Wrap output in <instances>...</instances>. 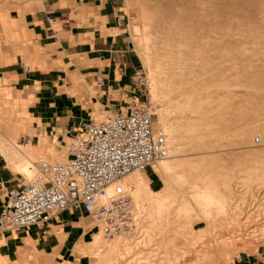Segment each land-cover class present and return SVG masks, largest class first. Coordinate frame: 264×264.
I'll return each instance as SVG.
<instances>
[{"label":"rangeland","instance_id":"obj_1","mask_svg":"<svg viewBox=\"0 0 264 264\" xmlns=\"http://www.w3.org/2000/svg\"><path fill=\"white\" fill-rule=\"evenodd\" d=\"M121 7L141 70L137 97L150 102L152 126L166 137L168 154L161 161L170 163L169 189L150 239L144 227L151 218L140 216L129 231L102 235L105 245L119 247L97 256L80 250L85 264H230L246 254L255 255L248 256L250 264H262L264 0H121ZM105 115L95 111L92 117ZM7 129L0 125V139ZM14 133L0 141L6 154H28L13 146L19 143ZM41 158L47 157L32 160ZM31 167L24 182L36 175ZM145 169L158 181L149 187L161 193L164 176L152 165L132 171ZM204 188L224 201L225 213L205 210L195 197ZM200 227L208 229L201 241Z\"/></svg>","mask_w":264,"mask_h":264},{"label":"crops","instance_id":"obj_2","mask_svg":"<svg viewBox=\"0 0 264 264\" xmlns=\"http://www.w3.org/2000/svg\"><path fill=\"white\" fill-rule=\"evenodd\" d=\"M121 10V0H0V125L9 128L0 141L15 131L34 167L38 160L32 159L41 156L65 161L68 135L82 119L126 108L139 95L138 60ZM3 145L0 210L8 191L26 183L15 165L26 160L24 153L14 158ZM144 173L156 188L157 179ZM97 232L82 209L49 213L28 228H0V257L20 264H85L80 250ZM248 256L255 255L230 264H250ZM258 260L264 264V257Z\"/></svg>","mask_w":264,"mask_h":264},{"label":"built area","instance_id":"obj_3","mask_svg":"<svg viewBox=\"0 0 264 264\" xmlns=\"http://www.w3.org/2000/svg\"><path fill=\"white\" fill-rule=\"evenodd\" d=\"M140 74L137 69L136 78ZM69 135L65 161L39 159L34 179L8 191L0 210L1 229L28 228L69 208L89 214L106 236L134 226L132 199L120 180L168 154L164 132L152 126L150 102L134 96L126 108L82 119Z\"/></svg>","mask_w":264,"mask_h":264},{"label":"bare ground","instance_id":"obj_4","mask_svg":"<svg viewBox=\"0 0 264 264\" xmlns=\"http://www.w3.org/2000/svg\"><path fill=\"white\" fill-rule=\"evenodd\" d=\"M139 40L142 43H144L146 41V34L142 33L141 36L139 37ZM159 126L161 127V125ZM69 138L71 139L72 137ZM13 146L21 151L27 149L21 146L19 143L18 146L16 145ZM24 156L26 157V160H18L15 165L20 171H22L25 174V176L30 177L33 172L31 167L33 162L31 161V159L28 158V156L25 153ZM169 166L170 163L168 161H161V160L157 164H152L153 171L159 175L164 176L163 179L164 187L161 193L156 192L157 193L156 194L149 187L144 172L131 171L128 174H126L124 178L122 177L120 180V182L122 183L124 188L128 191L132 199L134 219L136 218L135 220H137V218L140 216L143 217L146 216L151 218V224L144 227L146 239L151 238L149 231L152 230L153 227H158V225L155 223L157 221H160L159 219H161L163 210L165 208V204L167 200V192L169 189V178L165 176V174L168 172ZM195 197L198 200H200V202H202V204L205 206L206 211H208V208L211 206L215 207L218 213H225L226 211L224 201L218 198L209 189L204 188L201 190H197L195 192ZM202 229H203L202 227L197 229V238L200 241L204 237L203 235L208 231V229L207 230L204 229L202 230ZM102 235L103 233L101 230L93 235L92 241L87 243V247L85 249V252L87 254H89L90 256L92 255L97 256L99 255V253L105 250V248L109 249L113 247H119L118 244H111V246L105 245L104 244L105 240L103 239ZM122 245H124L123 246L124 249H127L129 247L128 242L126 241H124ZM0 264H5V261L2 260V258L0 260Z\"/></svg>","mask_w":264,"mask_h":264}]
</instances>
